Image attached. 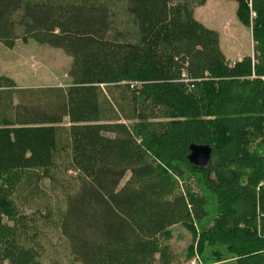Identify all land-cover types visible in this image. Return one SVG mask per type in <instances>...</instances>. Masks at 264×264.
Instances as JSON below:
<instances>
[{
    "label": "trees",
    "instance_id": "1",
    "mask_svg": "<svg viewBox=\"0 0 264 264\" xmlns=\"http://www.w3.org/2000/svg\"><path fill=\"white\" fill-rule=\"evenodd\" d=\"M206 1L0 0L1 45L72 60L43 109L0 76V264H264V0H228L253 42L234 63L194 19Z\"/></svg>",
    "mask_w": 264,
    "mask_h": 264
},
{
    "label": "rangeland",
    "instance_id": "2",
    "mask_svg": "<svg viewBox=\"0 0 264 264\" xmlns=\"http://www.w3.org/2000/svg\"><path fill=\"white\" fill-rule=\"evenodd\" d=\"M215 1L217 0H211V2ZM220 1L223 6L214 8L208 5L199 8L197 11L211 25L210 30L219 32L226 46L224 49L230 52L235 59L239 55L243 57L248 53L252 57L253 42L250 29L243 27L236 20V3L228 0ZM71 63V58L64 55L62 50L40 45L32 40L25 44L17 41L10 48L0 44V76L13 80L18 89L33 90L35 94H32V96L34 97L36 109L45 107L40 100L44 99V95L46 96L45 93L36 91L47 88L66 90L71 85L69 77ZM101 90L107 96L106 88L101 87ZM16 103L17 100L14 99V104ZM63 122L64 127L68 128L70 125L68 120L64 119ZM129 177L130 175L126 174L119 187L124 186ZM184 184L186 187H190L192 191H197V186L192 177L186 180ZM207 223L208 225L212 223V215H208ZM171 231V239L167 243L177 254L184 257L187 247L192 243V235L181 225L172 227ZM58 251L60 250L55 249L54 252L46 255L42 264H68L66 259L62 257L61 252ZM194 260L186 263L181 261L180 263L191 264Z\"/></svg>",
    "mask_w": 264,
    "mask_h": 264
},
{
    "label": "water",
    "instance_id": "3",
    "mask_svg": "<svg viewBox=\"0 0 264 264\" xmlns=\"http://www.w3.org/2000/svg\"><path fill=\"white\" fill-rule=\"evenodd\" d=\"M212 149L205 144H190L187 162L190 169L206 171L209 174L212 165Z\"/></svg>",
    "mask_w": 264,
    "mask_h": 264
},
{
    "label": "crops",
    "instance_id": "4",
    "mask_svg": "<svg viewBox=\"0 0 264 264\" xmlns=\"http://www.w3.org/2000/svg\"><path fill=\"white\" fill-rule=\"evenodd\" d=\"M208 5L210 7H214L215 8V7L223 6V3L220 0H217L215 2H211V0H207L204 5H202L200 7H197L194 10L193 16H194V19H196V21H198V23H201L204 27H206L208 29H211V25L206 20H204L201 17L199 11H197L199 8H201V7H207ZM217 33L219 34V32H217ZM218 36H219V47H220V50L224 54V56L226 57V59L229 60L231 63L240 61L242 58L249 56V53H248L246 56H243V57L241 55H239V57L235 59L234 56L230 52H227L224 49V48H226V46H225V43H224L223 39L221 38V35L219 34ZM228 56H232V57L229 58Z\"/></svg>",
    "mask_w": 264,
    "mask_h": 264
},
{
    "label": "bare ground",
    "instance_id": "5",
    "mask_svg": "<svg viewBox=\"0 0 264 264\" xmlns=\"http://www.w3.org/2000/svg\"><path fill=\"white\" fill-rule=\"evenodd\" d=\"M192 263H193V262H192ZM192 263H191V264H192ZM194 263H195V261H194Z\"/></svg>",
    "mask_w": 264,
    "mask_h": 264
},
{
    "label": "built area",
    "instance_id": "6",
    "mask_svg": "<svg viewBox=\"0 0 264 264\" xmlns=\"http://www.w3.org/2000/svg\"><path fill=\"white\" fill-rule=\"evenodd\" d=\"M192 264H195L194 262Z\"/></svg>",
    "mask_w": 264,
    "mask_h": 264
}]
</instances>
